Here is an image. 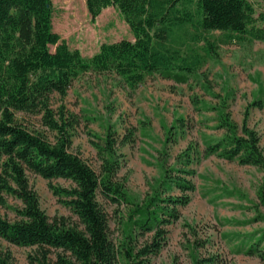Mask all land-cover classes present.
<instances>
[{
    "label": "trees",
    "instance_id": "trees-1",
    "mask_svg": "<svg viewBox=\"0 0 264 264\" xmlns=\"http://www.w3.org/2000/svg\"><path fill=\"white\" fill-rule=\"evenodd\" d=\"M91 20L113 7L133 39L103 43L91 57L71 49L54 32L51 0H0V206L6 197L20 202L15 220L0 216V241L32 248L28 264H152L166 242V227L179 219V207L190 201L191 149L181 157L182 168L166 169L159 189L142 203L134 202L117 179L120 146L132 134L116 138L108 132L102 145L94 143L101 164L96 173L70 148L76 119L64 108L51 109L52 94L65 96L72 82L86 73H114L132 90L158 75L185 84L217 56L222 45L257 41L264 45V0H85ZM212 32L222 38L214 39ZM17 113L40 115L53 133H42L20 123ZM218 129L225 134L207 144L205 155H216L259 170V219L264 224V148L260 135L244 122L240 127L218 110ZM183 128V123L180 122ZM44 180L63 179L71 187H52L79 225L65 218L50 220L28 175ZM175 187L180 195L163 196ZM99 198L129 207L123 240L110 237L108 213ZM131 231L136 235L132 236ZM137 237L144 238L138 244ZM204 247L203 243H199ZM244 251L264 261V228L248 235ZM220 255L198 256L193 264H223ZM0 264H13L0 246Z\"/></svg>",
    "mask_w": 264,
    "mask_h": 264
},
{
    "label": "rangeland",
    "instance_id": "rangeland-1",
    "mask_svg": "<svg viewBox=\"0 0 264 264\" xmlns=\"http://www.w3.org/2000/svg\"><path fill=\"white\" fill-rule=\"evenodd\" d=\"M53 30L71 49L91 57L103 43L133 36L119 13L104 9L93 22L85 0H51ZM214 39L222 38L212 32ZM49 104L57 111L64 107L75 119L70 150L96 173L100 158L94 143L102 145L107 133L116 138L129 133L131 140L117 149L121 161L117 179L128 196L140 204L160 187L166 169L182 168L184 152L191 149V180L194 191L190 201L179 207V219L166 227V242L151 259L152 264H193L198 256L220 255L223 264H264L256 256L244 253L248 235H259L264 228L259 219L257 192L263 175L255 167L239 165L216 155L204 156L207 144L225 134L218 129V110L224 109L239 127L245 122L260 135L264 148V45L260 42L222 45L217 56L185 84L158 75L148 77L136 89H130L114 73H86L74 80L65 96L52 94ZM16 119L30 130L42 133L50 141L53 133L43 127L40 115L17 113ZM180 122L183 123V128ZM29 184L40 199L41 209L49 217L65 218L79 225L77 218L50 188L71 187L69 181H51L29 174ZM177 196L172 187L163 196ZM0 216L15 220L13 208L19 201L6 197ZM109 216L110 237L123 240L130 215L129 207H116L99 198ZM132 236L136 233L131 231ZM136 238V237H135ZM138 244L144 238L137 237ZM203 243L204 247H200ZM12 256L13 264H28L32 248L0 241Z\"/></svg>",
    "mask_w": 264,
    "mask_h": 264
}]
</instances>
